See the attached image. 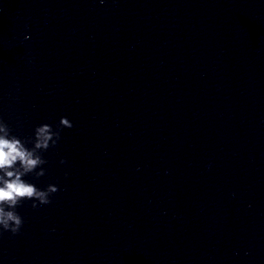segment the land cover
<instances>
[{"label":"water","instance_id":"water-1","mask_svg":"<svg viewBox=\"0 0 264 264\" xmlns=\"http://www.w3.org/2000/svg\"><path fill=\"white\" fill-rule=\"evenodd\" d=\"M61 116L0 264H264V0H0V117Z\"/></svg>","mask_w":264,"mask_h":264},{"label":"clouds","instance_id":"clouds-1","mask_svg":"<svg viewBox=\"0 0 264 264\" xmlns=\"http://www.w3.org/2000/svg\"><path fill=\"white\" fill-rule=\"evenodd\" d=\"M24 39L30 36L25 35ZM73 126L67 116H61L55 128L41 123L34 127L31 136L23 138L14 134L8 122L0 117V236L6 232L15 236L20 232L24 220L17 209L24 202H31L32 208L46 206L59 191L56 184L49 183L41 188L27 177L38 179L45 175L47 160L43 153L57 145L61 129ZM65 162L61 158L60 163Z\"/></svg>","mask_w":264,"mask_h":264}]
</instances>
